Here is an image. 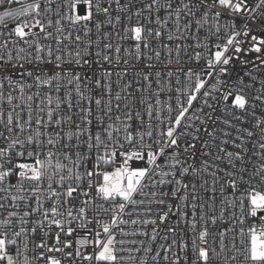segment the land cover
Wrapping results in <instances>:
<instances>
[{
	"label": "snow or ice",
	"instance_id": "snow-or-ice-1",
	"mask_svg": "<svg viewBox=\"0 0 264 264\" xmlns=\"http://www.w3.org/2000/svg\"><path fill=\"white\" fill-rule=\"evenodd\" d=\"M0 7V264H264V0Z\"/></svg>",
	"mask_w": 264,
	"mask_h": 264
},
{
	"label": "built area",
	"instance_id": "built-area-1",
	"mask_svg": "<svg viewBox=\"0 0 264 264\" xmlns=\"http://www.w3.org/2000/svg\"><path fill=\"white\" fill-rule=\"evenodd\" d=\"M32 2V0H25V3H31ZM41 2H44V0H41ZM6 7V6H5ZM5 7H0V14H2L3 13V11L5 10ZM16 7H19V5H16ZM8 23H9V25H11V21H8ZM119 27V26H118ZM174 53H173V57H174ZM161 63L158 65V70H161L162 71V76L164 77V79H171V81H172V84H173V90H172V92L171 93H169L166 89H165V91L161 94V96H160V99L163 101V100H166V99H169V97H172V99L170 100V103H172L173 105L175 104V99H174V95H175V87H176V85H175V74H180L181 75V78L183 79V76H182V73H179V72H176L174 75H173V77H171V78H168L166 75H165V71H166V69H165V64H166V61H167V56H162V58H161ZM174 69L177 67L176 65H175V60H174V58H173V66H172ZM15 79H20V73H16L15 74V77H14ZM113 79H115V77H113ZM28 83H31L32 81L29 79L28 81H27ZM155 88H156V85L155 84H153V90H155ZM36 91V89L35 88H33V89H31L30 91H29V93L28 94H31L32 92H35ZM153 103H154V100L152 101ZM195 104H196V106L197 107H199L200 105H199V102H194ZM10 107L11 106H8V105H6V104H4V105H0V108H3L4 110H5V113H6V110H8V109H10ZM218 207H219V205H218ZM223 225H221V224H218L216 227L217 228H221ZM232 239V234H228V236L226 237V243H227V241L228 240H231ZM162 243H166V242H163V241H161ZM238 242V241H237ZM217 247H218V241H217ZM242 259V258H241ZM149 264H151V261L149 262Z\"/></svg>",
	"mask_w": 264,
	"mask_h": 264
}]
</instances>
